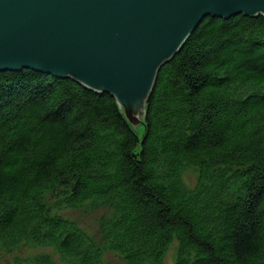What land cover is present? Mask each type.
I'll use <instances>...</instances> for the list:
<instances>
[{
    "label": "trees",
    "instance_id": "trees-1",
    "mask_svg": "<svg viewBox=\"0 0 264 264\" xmlns=\"http://www.w3.org/2000/svg\"><path fill=\"white\" fill-rule=\"evenodd\" d=\"M86 202L111 210L101 245L59 213ZM25 242L67 264H164L173 242L174 264H264V15L205 17L136 126L111 94L0 72V244Z\"/></svg>",
    "mask_w": 264,
    "mask_h": 264
},
{
    "label": "water",
    "instance_id": "water-1",
    "mask_svg": "<svg viewBox=\"0 0 264 264\" xmlns=\"http://www.w3.org/2000/svg\"><path fill=\"white\" fill-rule=\"evenodd\" d=\"M264 0H0V71L30 69L111 94L136 126L159 70L207 16Z\"/></svg>",
    "mask_w": 264,
    "mask_h": 264
},
{
    "label": "rangeland",
    "instance_id": "rangeland-1",
    "mask_svg": "<svg viewBox=\"0 0 264 264\" xmlns=\"http://www.w3.org/2000/svg\"><path fill=\"white\" fill-rule=\"evenodd\" d=\"M197 167L188 166L182 173V180L188 187H194L197 182ZM54 195L49 193L47 203L54 202ZM63 216L76 221L98 244H102L100 233L101 223L104 217L111 214L107 207L93 208L89 202L76 209H62ZM50 254L56 264H67L61 260L53 248L38 247L32 242L21 243L14 247H4L0 244V264H32V259L39 254ZM177 259V243L173 242L164 255V264H174ZM105 260L112 264H128L120 254L106 251Z\"/></svg>",
    "mask_w": 264,
    "mask_h": 264
},
{
    "label": "bare ground",
    "instance_id": "bare-ground-1",
    "mask_svg": "<svg viewBox=\"0 0 264 264\" xmlns=\"http://www.w3.org/2000/svg\"><path fill=\"white\" fill-rule=\"evenodd\" d=\"M181 49H182V48H181ZM179 52H180V51H179ZM172 59H173V58H172ZM172 59H171V60H172ZM168 62H169V61H168ZM168 62H167V63H168ZM165 64H166V63H165ZM165 64H164V65H165ZM164 65H163V66H164ZM161 68H162V67H161ZM0 72H3V71H0ZM96 92H98V91H96ZM101 93H103V92H101ZM117 101H118V100H117ZM118 104H119V103H118ZM119 106H120V105H119ZM120 107H121V106H120ZM189 166H193V167H194L195 165H189ZM195 167H196V166H195ZM185 169H186V168H185ZM185 169H184V170H185ZM198 177H199V174H198V176H197V180H198Z\"/></svg>",
    "mask_w": 264,
    "mask_h": 264
}]
</instances>
